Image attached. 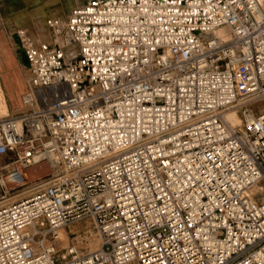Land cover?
Wrapping results in <instances>:
<instances>
[{
  "label": "built area",
  "instance_id": "built-area-1",
  "mask_svg": "<svg viewBox=\"0 0 264 264\" xmlns=\"http://www.w3.org/2000/svg\"><path fill=\"white\" fill-rule=\"evenodd\" d=\"M44 28L16 33L0 180L52 171L0 206V264H264V0H84ZM83 219L97 247L58 248Z\"/></svg>",
  "mask_w": 264,
  "mask_h": 264
},
{
  "label": "rangeland",
  "instance_id": "rangeland-1",
  "mask_svg": "<svg viewBox=\"0 0 264 264\" xmlns=\"http://www.w3.org/2000/svg\"><path fill=\"white\" fill-rule=\"evenodd\" d=\"M55 1L57 2L55 3ZM83 1L84 0H27L25 5L26 11H21L17 16H0V28L3 26L10 27L15 21L22 24L21 27L7 30L3 36L0 34V98L3 95L2 97L7 107L5 112L0 104V118L5 116H17L26 112L29 108L23 103L22 99L26 88V82L21 60L18 58L15 51L16 41L13 35H16L19 30L24 29L29 35H34L41 40H45L48 38V32L44 28L46 13L42 11V8L44 6L47 7V5L50 6V8H54L62 4L66 5L67 9H71L81 4ZM8 161V157L0 156V166ZM36 167L37 166H32L26 170L29 180L28 183L23 186L8 190L0 181V206L29 197L35 191V186L46 180L47 175L50 173L47 166L45 167V165H42L41 167ZM0 173L4 174V170H0ZM58 233V248L75 245L77 252L80 253L87 249L93 250L98 245V236L92 224L87 219L71 223L67 227L60 229Z\"/></svg>",
  "mask_w": 264,
  "mask_h": 264
},
{
  "label": "crops",
  "instance_id": "crops-1",
  "mask_svg": "<svg viewBox=\"0 0 264 264\" xmlns=\"http://www.w3.org/2000/svg\"><path fill=\"white\" fill-rule=\"evenodd\" d=\"M26 2L27 0H0V16L4 15V17H9L12 15L17 16L21 11H26ZM57 1H55L56 3ZM47 4V3H46ZM44 5V4H43ZM55 10V11H52ZM70 9H67L66 5H59L54 8H50L47 5L42 8V11H45L46 16L49 15L51 12H66ZM45 16V17H46ZM22 24L15 21L11 24L10 27H2L0 28V34L3 36L7 30L15 29L16 27H21Z\"/></svg>",
  "mask_w": 264,
  "mask_h": 264
},
{
  "label": "bare ground",
  "instance_id": "bare-ground-1",
  "mask_svg": "<svg viewBox=\"0 0 264 264\" xmlns=\"http://www.w3.org/2000/svg\"><path fill=\"white\" fill-rule=\"evenodd\" d=\"M1 92V91H0ZM3 96V95H2ZM1 96V106H2V109L6 112V110H7V107H6V104H5V101H4V99H3V97ZM229 118H230V120L233 122V123H236L237 122V118L235 117V115L234 114H230V116H229ZM42 165H45V167L47 166V168H48V170L49 171H52V165H51V163L48 161V160H42V158H38L36 161H35V163H33L32 165H30V166H28L27 168H26V170L30 167H32V166H37V167H41ZM36 167V168H37ZM35 169V168H34ZM26 170H25V176H24V179L22 180V181H19V183L18 184H16V185H11L10 183H9V178H7V177H4V178H2L0 181H1V183L2 184H4L5 186H6V188L9 190V189H13V188H15V187H20V186H23V185H25L26 183H28V180H29V176L27 175V172H26ZM31 170V169H30ZM39 170H40V168H39ZM32 171V170H31ZM32 173V172H31ZM30 173V174H31ZM35 173V172H34ZM33 173V174H34ZM32 175V174H31ZM38 175H39V173H38ZM33 176V175H32ZM31 177V176H30ZM35 177V176H34ZM33 178V177H32ZM92 248V247H91ZM88 250V249H87ZM88 251H90V250H88Z\"/></svg>",
  "mask_w": 264,
  "mask_h": 264
},
{
  "label": "water",
  "instance_id": "water-1",
  "mask_svg": "<svg viewBox=\"0 0 264 264\" xmlns=\"http://www.w3.org/2000/svg\"><path fill=\"white\" fill-rule=\"evenodd\" d=\"M14 40L16 41V43H18V39L16 35H13ZM22 60L25 62V60L22 58Z\"/></svg>",
  "mask_w": 264,
  "mask_h": 264
}]
</instances>
